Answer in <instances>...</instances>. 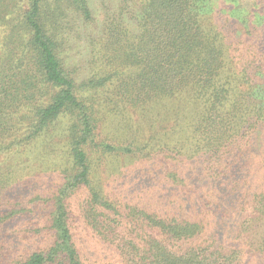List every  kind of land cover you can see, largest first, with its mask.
I'll return each instance as SVG.
<instances>
[{
	"label": "trees",
	"instance_id": "1",
	"mask_svg": "<svg viewBox=\"0 0 264 264\" xmlns=\"http://www.w3.org/2000/svg\"><path fill=\"white\" fill-rule=\"evenodd\" d=\"M210 1L121 0L76 80L89 0H0V264H264V24Z\"/></svg>",
	"mask_w": 264,
	"mask_h": 264
},
{
	"label": "rangeland",
	"instance_id": "2",
	"mask_svg": "<svg viewBox=\"0 0 264 264\" xmlns=\"http://www.w3.org/2000/svg\"><path fill=\"white\" fill-rule=\"evenodd\" d=\"M89 4L93 11V20L90 21V23H84L83 20L76 16L72 11L68 12V19L66 20L68 21L66 24L68 26L66 34L67 40L64 41V48L62 47L60 52L64 67L72 73V76H74L76 80H84L90 75V45L92 39L97 37L99 30L103 26L106 11L110 10V12H116L122 7L121 0H89ZM205 7L207 8V11L213 9L218 10L223 17L229 15L230 17L235 16L240 19L237 29L247 31L254 28L257 29L255 31H260L261 26L264 24V4L256 2V0H237V2L212 0L206 4ZM128 20L131 21V14L128 17ZM7 195L11 197L17 196L16 193H8ZM19 196L21 195L19 194ZM8 203L10 202H0V213H6L12 208L7 206ZM32 217L33 216L30 213L18 214V216L5 221L4 223H0V238L5 239L11 232L17 231L19 228H25L27 225L29 226L33 220ZM22 233L24 235L28 232ZM28 237L29 235H24L23 238ZM18 239H20V237ZM235 244L236 243H234V245ZM92 245L95 246L94 243H92ZM239 245L242 244L239 243ZM18 247L21 249L23 248V246ZM253 258L254 256L249 254L246 263L253 264ZM97 260L99 261V264H121L117 256L110 255L108 258L107 253L102 252L100 248ZM102 260L104 262H102Z\"/></svg>",
	"mask_w": 264,
	"mask_h": 264
}]
</instances>
